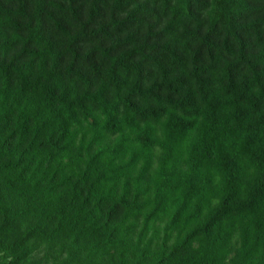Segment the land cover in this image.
<instances>
[{"label": "trees", "instance_id": "16d2710c", "mask_svg": "<svg viewBox=\"0 0 264 264\" xmlns=\"http://www.w3.org/2000/svg\"><path fill=\"white\" fill-rule=\"evenodd\" d=\"M0 264H264V0H0Z\"/></svg>", "mask_w": 264, "mask_h": 264}]
</instances>
